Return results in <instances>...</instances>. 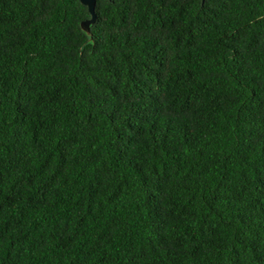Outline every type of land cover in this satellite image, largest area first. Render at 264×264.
Returning a JSON list of instances; mask_svg holds the SVG:
<instances>
[{
  "label": "trees",
  "instance_id": "obj_1",
  "mask_svg": "<svg viewBox=\"0 0 264 264\" xmlns=\"http://www.w3.org/2000/svg\"><path fill=\"white\" fill-rule=\"evenodd\" d=\"M0 0V264H264V0Z\"/></svg>",
  "mask_w": 264,
  "mask_h": 264
},
{
  "label": "water",
  "instance_id": "obj_2",
  "mask_svg": "<svg viewBox=\"0 0 264 264\" xmlns=\"http://www.w3.org/2000/svg\"><path fill=\"white\" fill-rule=\"evenodd\" d=\"M80 2L87 6L88 11L90 13V18L85 19L81 22V28L82 30L87 33L88 35L91 36V31L90 27L94 23L95 20V5H96V0H80ZM204 2V0H202Z\"/></svg>",
  "mask_w": 264,
  "mask_h": 264
}]
</instances>
